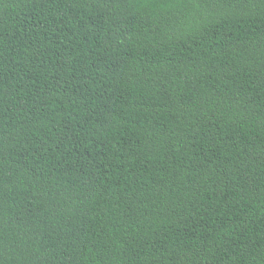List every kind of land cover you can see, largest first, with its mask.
I'll return each instance as SVG.
<instances>
[{
  "label": "trees",
  "instance_id": "trees-1",
  "mask_svg": "<svg viewBox=\"0 0 264 264\" xmlns=\"http://www.w3.org/2000/svg\"><path fill=\"white\" fill-rule=\"evenodd\" d=\"M0 264H264V0H0Z\"/></svg>",
  "mask_w": 264,
  "mask_h": 264
}]
</instances>
